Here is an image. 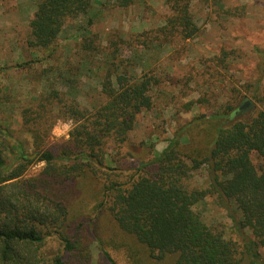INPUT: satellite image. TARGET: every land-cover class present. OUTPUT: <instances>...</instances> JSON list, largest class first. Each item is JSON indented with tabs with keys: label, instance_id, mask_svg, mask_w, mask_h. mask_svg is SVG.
Masks as SVG:
<instances>
[{
	"label": "trees",
	"instance_id": "16d2710c",
	"mask_svg": "<svg viewBox=\"0 0 264 264\" xmlns=\"http://www.w3.org/2000/svg\"><path fill=\"white\" fill-rule=\"evenodd\" d=\"M93 1L36 0L28 22L29 49L47 52L46 58L54 56L63 28L86 15ZM135 2L108 1L122 8ZM166 2L170 13L155 29L128 37L114 32L105 45L96 36L84 35L78 52L88 54L83 61L98 64L99 94L104 100L92 110H80L74 99L67 108L76 120L71 132L74 156H58L46 149L38 154L46 162L43 171L35 178H23L31 158L21 151L15 163L7 164L0 120V264H92L90 236L83 231L86 222L70 221L61 185L85 174L93 177L97 167L105 170L107 181L94 219L96 241L111 264L116 263L104 242L123 250L129 264H264L258 250L264 246V82L260 78L252 96L263 109L250 113L242 105L226 102L209 115H195L182 123L166 147L130 174L104 166L103 145L112 140L118 148L125 146L137 116L152 108L150 92L160 82L152 68L134 76V55L160 49L174 36L193 38L199 30L191 0ZM124 50L133 51V57L125 56ZM260 69L263 73L264 61ZM10 97V91L0 87V107ZM64 98L52 91L43 100L66 106ZM21 117L23 124L32 125L34 135L47 121L31 107L22 110ZM201 168L207 173L206 184H192L190 178ZM206 198L239 214L232 220L242 241L226 237L224 228L204 221L195 206ZM99 219L106 220L113 232L106 240L100 235Z\"/></svg>",
	"mask_w": 264,
	"mask_h": 264
},
{
	"label": "rangeland",
	"instance_id": "374dc122",
	"mask_svg": "<svg viewBox=\"0 0 264 264\" xmlns=\"http://www.w3.org/2000/svg\"><path fill=\"white\" fill-rule=\"evenodd\" d=\"M108 1L111 0H94L86 15L69 21L60 33L54 56L46 58L47 52L27 46L28 22L35 12L36 0H0V87L7 88L11 95L10 101L0 107V120L5 127L1 146L8 165L16 162L21 151L31 158L23 178H35L43 171L46 162L39 160L38 154L46 149L58 156L76 154L71 139L76 120L66 112L74 99L80 110H92L104 100L99 94L102 72L96 67L98 64L83 61L88 54L82 49L78 52L84 35L96 36L98 43L105 45L111 33L128 37L155 29L163 25L170 13L166 0H136L127 8ZM191 3L199 27L195 37L174 36L162 48L152 47L132 58L134 76L152 68L160 82L150 92L152 108L137 116L125 146L118 148L112 140L103 145L100 154H104V166L113 167L114 173L130 174L166 147L178 126L195 115H209L226 102L243 105L248 101L244 109L250 113L263 109L252 95L256 94L255 81L260 78L264 82L260 69L264 61V0ZM124 55L133 57V51L124 50ZM26 62L29 64L20 66ZM52 91L64 96L67 105H50L43 100ZM39 103L44 104L41 109ZM30 107L47 117L43 128L37 127L41 130L37 135L32 132V125L23 124L21 117L22 110ZM253 159L258 161L255 156ZM101 169L97 167L93 177L85 174L63 183L61 192L68 198L70 221L86 222L83 231L90 236L92 264H111L96 241L94 219L107 181L105 170ZM190 181L204 186L205 168L193 173ZM195 209L208 225L224 228L226 237L244 239L232 220V215L239 216L234 210H225L213 198H206ZM98 224L103 239L113 236L106 220L99 219ZM103 246L116 264H129L123 250L106 242ZM258 250L264 261V246Z\"/></svg>",
	"mask_w": 264,
	"mask_h": 264
},
{
	"label": "water",
	"instance_id": "95a60500",
	"mask_svg": "<svg viewBox=\"0 0 264 264\" xmlns=\"http://www.w3.org/2000/svg\"><path fill=\"white\" fill-rule=\"evenodd\" d=\"M248 104H249V102L246 101V102H244V104H243L240 108H244V107H246Z\"/></svg>",
	"mask_w": 264,
	"mask_h": 264
}]
</instances>
